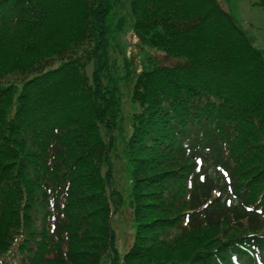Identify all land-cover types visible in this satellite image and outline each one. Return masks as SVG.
Masks as SVG:
<instances>
[{"label":"trees","instance_id":"trees-1","mask_svg":"<svg viewBox=\"0 0 264 264\" xmlns=\"http://www.w3.org/2000/svg\"><path fill=\"white\" fill-rule=\"evenodd\" d=\"M129 26L140 63L118 52ZM11 143L31 156L23 167ZM147 207L160 214L149 258ZM125 209L135 247L121 255L112 221ZM168 222L180 237L158 230ZM262 237L264 51L231 11L216 0H0V260L155 264L183 249L175 264H254Z\"/></svg>","mask_w":264,"mask_h":264},{"label":"rangeland","instance_id":"rangeland-1","mask_svg":"<svg viewBox=\"0 0 264 264\" xmlns=\"http://www.w3.org/2000/svg\"><path fill=\"white\" fill-rule=\"evenodd\" d=\"M218 2V4L225 9L226 11H231L233 13V15L236 18L237 23L239 24V26L245 30V32L247 33V35L249 37L252 38L253 43L255 45L256 48H261L262 50H264V10L261 9L258 6H254L252 4V2L250 0H216ZM127 22H131L128 21ZM131 27L129 26L128 29H126V31L120 35L118 37V52L119 54H122V52L124 50L127 49V46H129L130 43H135L136 42V38L130 33ZM130 42V43H129ZM131 45L132 52L130 53V57L132 58V60H136L137 58V48L136 45ZM119 62V60H118ZM157 62L159 63V65H163V66H170V65H174L175 61H172L170 59H166L164 58L162 55H157ZM91 74V65L88 66L87 71H86V75L90 76ZM17 86H15L16 88V92L17 94L19 92H22L23 89V84H15ZM122 93L125 94V88H122ZM129 98L127 95L123 96L122 99V103H123V110L125 111V114H127V117L130 115V113L133 111L131 110V102H128ZM138 112V111H137ZM130 134V129L128 128L126 137ZM9 148H11L12 152H15V155L18 157V159L21 160V165L22 167L25 165V163H27L30 159L31 156L26 154V150L23 148H18L15 147V145L13 143H11V145L9 146ZM119 152V150H118ZM112 151L111 156L113 159L114 164H118V170L120 169V162L119 160L115 157V154ZM114 156V157H113ZM151 156V155H150ZM153 159L155 160V158L153 157ZM116 170V168H115ZM117 172V171H116ZM125 176L124 175V179L122 177V172H118L115 174V179H116V183L117 185L114 186V188H116L117 190L122 191L123 190V196L122 198L125 200L127 198V188L129 189V182L125 180ZM186 189V186H185ZM173 195H168L167 193H165L164 198H165V204H174L173 199H172ZM186 193H184L183 195H180L179 198H177L178 200L181 197H185ZM160 201L162 202L163 200L160 199ZM129 209L130 206H128ZM160 208V207H158ZM129 209H125V214H117L115 216V218H113V228L115 230V235L117 237V242L116 245L118 247V251L119 253L122 255L124 254V252L130 248V247H135L133 245L134 242V237L136 235V231H135V227L134 225L131 223V216H130V211ZM144 215L143 218L144 221L148 222L150 224V228L148 229L149 233H147V235L143 236L140 244L142 245L141 247H139L137 245V247H139V254L143 255L147 258L157 254L160 252L161 248L160 247H153V243H150L149 241H147L148 239H146V236H150L154 239V231L157 228V226L159 224H155V221L153 218H155L156 216L160 215L157 214L155 211V208L152 207H147V209L144 211ZM164 216V215H163ZM173 213H170L168 215V217H172ZM170 222L168 223H160V227L158 228V230L164 231V233L169 232V231H174L175 233H177V236H179L178 233V229L176 227H171L169 226ZM159 232H157L158 234ZM160 234V233H159ZM183 249H174V251H172L170 253V255L168 256H156L154 259L155 264H175L178 262H182L185 260V258H182V254H183ZM154 253V254H153ZM100 264H110L109 260L106 258H103L100 262Z\"/></svg>","mask_w":264,"mask_h":264}]
</instances>
